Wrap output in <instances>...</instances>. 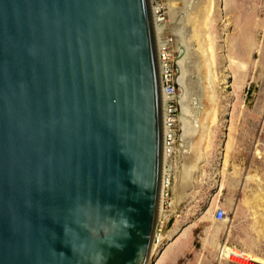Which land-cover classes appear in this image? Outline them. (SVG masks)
I'll return each instance as SVG.
<instances>
[{
	"label": "water",
	"instance_id": "1",
	"mask_svg": "<svg viewBox=\"0 0 264 264\" xmlns=\"http://www.w3.org/2000/svg\"><path fill=\"white\" fill-rule=\"evenodd\" d=\"M164 113L152 0H0V264H148Z\"/></svg>",
	"mask_w": 264,
	"mask_h": 264
},
{
	"label": "rangeland",
	"instance_id": "2",
	"mask_svg": "<svg viewBox=\"0 0 264 264\" xmlns=\"http://www.w3.org/2000/svg\"><path fill=\"white\" fill-rule=\"evenodd\" d=\"M166 1L170 20L174 22L177 12L174 10L175 1ZM229 9L228 16L235 17V21L229 24L232 29L230 42L247 61L248 68L240 71L236 80L233 69L225 66L226 46L218 47L220 78L217 115L212 123L214 147L202 162L191 193L177 204L174 224L179 221L184 231L163 255L160 264H220L217 255L218 246L222 243L253 250L264 258V241L255 244L257 234L253 216L246 221L244 216L236 213L237 203L246 194L245 176L257 171L264 184V153L259 155L256 152L257 148L264 151V0H229ZM223 23L221 11L215 13L209 23L211 31L217 36V44L222 41ZM222 70L227 74L226 82L222 80ZM193 81V95H196L197 85L194 86L196 82ZM230 130L231 138L228 140L226 137ZM223 142L227 147L231 146L226 163L224 152L219 147ZM238 170L240 175L236 173ZM248 185L247 192L252 197L254 190L260 186L253 179ZM220 206L227 210L226 221L215 219V212ZM259 208L264 211V204ZM223 223L232 226L230 238L225 228L220 236L217 235L218 229L224 227ZM227 264L242 263L232 261Z\"/></svg>",
	"mask_w": 264,
	"mask_h": 264
},
{
	"label": "bare ground",
	"instance_id": "3",
	"mask_svg": "<svg viewBox=\"0 0 264 264\" xmlns=\"http://www.w3.org/2000/svg\"><path fill=\"white\" fill-rule=\"evenodd\" d=\"M174 1V10L177 11L174 31L178 43L177 63L180 66L178 81L181 106L180 145L178 144L180 163L175 185L176 196L174 197L177 205L191 193L202 162L214 147L212 123L217 115V86L220 78L218 47L220 45L226 46L224 52L225 66L233 69L236 80L239 72L248 68V63L239 54L237 47L230 42L232 41V29H230L229 24L235 21V17L228 16L230 11L229 0ZM219 11L223 12L224 23L220 35L222 41L217 44V36L211 31L209 23L213 20V15ZM221 73L222 80L226 82L228 80L227 74L224 70ZM193 80L196 82L193 83L194 86L197 85L196 95H193ZM230 138L231 130L226 139L229 140ZM219 147L224 152V162L226 163L231 146L227 147L226 142H223ZM256 152L259 155L264 153L260 148H257ZM236 173L240 175L239 170ZM245 178V198L237 203L236 213L242 215V217L244 216L246 221L253 216V227L257 234L255 244L259 245L261 241H264V211L259 208L264 204V184L257 171L248 174ZM251 179L260 186L259 189L254 190L252 197L247 192L248 182ZM161 202L162 200H160V204ZM225 224L223 223L224 227L218 229L217 235L220 236L223 228H225L226 234L230 238L232 236V226L231 224ZM181 231H184L182 230V224L177 221L167 234L165 246L161 249H152L153 253H151L148 264H160L166 251L179 239ZM246 242H248V238ZM218 249L217 259L220 264H227L232 261L242 264H264V258L253 250L231 246L228 243L220 244Z\"/></svg>",
	"mask_w": 264,
	"mask_h": 264
},
{
	"label": "built area",
	"instance_id": "4",
	"mask_svg": "<svg viewBox=\"0 0 264 264\" xmlns=\"http://www.w3.org/2000/svg\"><path fill=\"white\" fill-rule=\"evenodd\" d=\"M154 25L159 57L163 67L165 81V128L166 148L161 186V204L153 239V248L161 249L167 243V234L174 225L177 216V205L174 199V186L180 163L178 142L180 140V87L178 81L177 37L174 22L170 20V12L166 0H152ZM218 221H225L228 214L225 207L220 206L215 212ZM153 253V252H152ZM239 258V257H238ZM242 259V258H239Z\"/></svg>",
	"mask_w": 264,
	"mask_h": 264
}]
</instances>
